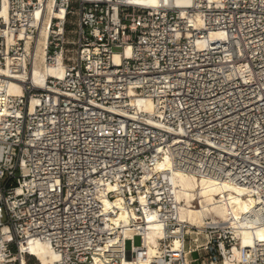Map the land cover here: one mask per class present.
Masks as SVG:
<instances>
[{
    "label": "built area",
    "instance_id": "2783aa9c",
    "mask_svg": "<svg viewBox=\"0 0 264 264\" xmlns=\"http://www.w3.org/2000/svg\"><path fill=\"white\" fill-rule=\"evenodd\" d=\"M49 1L0 0L9 80L32 69L47 19L46 63L65 64L62 79L27 82L21 96L0 90V264H29L27 240L49 244L56 264L146 260L151 225L162 236L150 264L231 260L237 229L183 222L180 188L157 165L264 201V0ZM146 101L150 113L135 106ZM105 200L122 202L127 227ZM256 212L244 220L264 225ZM242 255L236 264H264V243Z\"/></svg>",
    "mask_w": 264,
    "mask_h": 264
},
{
    "label": "bare ground",
    "instance_id": "6f19581e",
    "mask_svg": "<svg viewBox=\"0 0 264 264\" xmlns=\"http://www.w3.org/2000/svg\"><path fill=\"white\" fill-rule=\"evenodd\" d=\"M55 0H50L48 3L49 9L52 8ZM179 7H189L191 0H176ZM155 4V2H152ZM66 14L65 9L56 12L57 18H64ZM44 11H38L37 17L43 19ZM43 22V20H42ZM201 19H199V24ZM50 19L45 21L44 26H40L39 39L37 41L35 51L32 54L33 62L32 69L28 73L13 76V80L7 77L11 76L6 70L0 71V90H5L11 96L23 95V87L27 82H33L38 87L44 84L48 77H55L62 79L65 71V64L62 57L57 59V65L51 66L46 63L45 47L48 45V26ZM221 37L219 33L211 34V39L215 40ZM127 55L130 49L126 51ZM115 61L119 62V55H115ZM6 77V78H5ZM12 77V76H11ZM8 79V80H7ZM144 111L150 113L153 110L151 102L146 101L144 104H136ZM159 172L171 173V182L175 187H179L177 201L181 204L179 215L183 222L190 223V225L201 229L206 225L208 220L214 223L226 224L235 227L237 236L239 238V245L241 248L235 247L231 260H226L225 264H236L243 262L242 249H251L257 243H264V225L254 226L244 220L245 215L255 214L257 210L264 211V201L247 197L248 191L245 187L234 185L230 182L224 181L216 183L213 180L196 181L190 175H185L181 172L171 171L166 161L159 162L157 165ZM198 201L200 206L195 207L194 203ZM116 206L121 209L119 218L115 221L117 224H124L125 227L131 223V215L127 213L122 206V202L117 200L115 203L104 201L105 210H109ZM231 211L233 219L228 218V213ZM155 221V220H154ZM130 236V235H128ZM162 236L161 229L156 225H151L147 233H145V247L149 255V259H126L121 264H150V259L156 254L159 247V239ZM180 244L175 243V248L178 249ZM21 251L30 253L35 257L39 264H56L59 261V256L51 249L50 245L42 241H24L21 245ZM20 264H28L26 258H21ZM94 264H107L104 261L97 259Z\"/></svg>",
    "mask_w": 264,
    "mask_h": 264
},
{
    "label": "rangeland",
    "instance_id": "374dc122",
    "mask_svg": "<svg viewBox=\"0 0 264 264\" xmlns=\"http://www.w3.org/2000/svg\"><path fill=\"white\" fill-rule=\"evenodd\" d=\"M70 27H71V26H70ZM140 244H141V240H140V238H136V239H135V242H134V245H135V246H140ZM127 249H128V250L131 249V243H129V242L127 243ZM193 258H194V259H197V258H198V255H194ZM29 264H39V262H38L37 259H35V258H30V259H29ZM196 264H199V262L196 263Z\"/></svg>",
    "mask_w": 264,
    "mask_h": 264
},
{
    "label": "snow or ice",
    "instance_id": "6c2138e0",
    "mask_svg": "<svg viewBox=\"0 0 264 264\" xmlns=\"http://www.w3.org/2000/svg\"><path fill=\"white\" fill-rule=\"evenodd\" d=\"M261 239H264V237H261Z\"/></svg>",
    "mask_w": 264,
    "mask_h": 264
}]
</instances>
